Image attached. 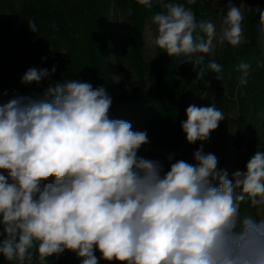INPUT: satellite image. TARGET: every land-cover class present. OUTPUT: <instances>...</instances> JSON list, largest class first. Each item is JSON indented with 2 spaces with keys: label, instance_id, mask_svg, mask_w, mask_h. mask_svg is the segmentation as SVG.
Masks as SVG:
<instances>
[{
  "label": "clouds",
  "instance_id": "9594fccd",
  "mask_svg": "<svg viewBox=\"0 0 264 264\" xmlns=\"http://www.w3.org/2000/svg\"><path fill=\"white\" fill-rule=\"evenodd\" d=\"M137 2L152 8V0ZM160 3L151 43L170 57L185 56L198 78L217 43L242 42L243 13L233 4L217 32L191 7ZM260 21L264 34V11ZM28 26L38 31L34 21ZM250 67L238 66L241 85ZM207 68L221 79L220 64ZM49 74L30 68L22 82L39 84ZM111 105L103 86L76 79L0 105V254L18 264H31L34 247L41 264L65 250L81 264H98L97 250L118 264H264V218L240 210L246 201L264 206V151L231 178L202 146L195 164L177 160L164 172L159 160L137 155L147 133L110 119ZM186 117L181 129L189 144L208 140L224 119L214 105H190Z\"/></svg>",
  "mask_w": 264,
  "mask_h": 264
},
{
  "label": "trees",
  "instance_id": "16d2710c",
  "mask_svg": "<svg viewBox=\"0 0 264 264\" xmlns=\"http://www.w3.org/2000/svg\"><path fill=\"white\" fill-rule=\"evenodd\" d=\"M174 2L191 7L197 21H210L215 3L220 4L222 22L230 5L238 0H196L192 5L187 0ZM113 8L125 15L132 27L127 59L138 78L132 93L114 91L106 82L110 45L115 49ZM159 11L163 8L157 0H152L150 9L137 0H0V105L16 96H38L50 84L65 80L88 82L93 88L103 86L112 99L109 118L128 121L133 131L146 132L149 142L141 146L137 155L159 160L167 172L177 160L195 164L193 153L201 148V143L189 144L181 129V122L187 119L185 91L196 93L205 82L210 83L204 106L214 105L224 116L208 138L215 139L212 147L219 152L217 170H224L225 166L221 123L228 120L236 127L233 145L237 151L245 152V171L249 159L257 151H264V34L260 31L264 7L247 15L244 44L234 48L225 43L214 57L204 54L200 65L204 73L199 78L200 70L194 69L185 56L170 57L157 46L151 68L144 62V25L149 16ZM29 21L35 22L37 32L30 30ZM213 61L221 65L220 80L207 68ZM241 63L251 66L244 85L240 84L238 70ZM30 68L47 69L50 74L39 84L25 85L22 77ZM146 76L151 81L149 88ZM232 109L237 111L234 120L229 119ZM169 155L173 157L171 161L167 159ZM49 182L52 178L44 183ZM30 251L31 264H41L37 249ZM95 255L98 264H118L100 258L98 250ZM0 264L18 262L8 261L0 254ZM25 264L29 262L26 260ZM45 264H81V259L75 252L65 250L59 257L49 256Z\"/></svg>",
  "mask_w": 264,
  "mask_h": 264
},
{
  "label": "rangeland",
  "instance_id": "374dc122",
  "mask_svg": "<svg viewBox=\"0 0 264 264\" xmlns=\"http://www.w3.org/2000/svg\"><path fill=\"white\" fill-rule=\"evenodd\" d=\"M160 2V0H157ZM166 1V0H165ZM235 6L239 7L243 13L242 29L243 39L240 45L246 42L245 40V26L246 17L250 14V11H257L259 8L264 7L263 0H238ZM221 5L215 3L213 13L211 15V22L216 25L217 32L221 27ZM112 26L115 33V49L112 45L109 47V55L106 62V82L110 89L114 91L124 90L125 92L132 93L138 86V78L134 71L129 66L127 57L129 56V38L132 36V27L127 20L126 16L119 13L115 8L112 9ZM152 16H149L145 22L141 50L143 59L146 65L151 68L156 55V46L151 43V40L156 36V26L151 22ZM221 45L216 44L215 49L210 53L211 57H214L216 52L220 50ZM151 86V81L146 76V87ZM198 87V84L196 85ZM210 88V83H204L195 92L190 93L189 89L186 90L185 103L186 106L196 105L197 107L204 106L205 91ZM215 89V87H213ZM228 97L226 94H224ZM237 116L236 109H232L229 114V119L234 120ZM223 147L225 152V166L224 170H227L229 178L236 170L244 171L242 164L245 160V152L237 151L232 141L235 138L236 127L234 123H230L228 120H224L221 123ZM205 154L212 153L218 159L219 152L212 147L215 143V139L200 141ZM214 146V145H213ZM242 215H253L256 218H264V206L252 207L250 202H243L241 204Z\"/></svg>",
  "mask_w": 264,
  "mask_h": 264
}]
</instances>
